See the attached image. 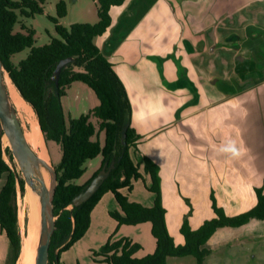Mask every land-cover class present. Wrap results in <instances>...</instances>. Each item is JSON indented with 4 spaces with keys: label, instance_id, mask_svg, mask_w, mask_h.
I'll return each mask as SVG.
<instances>
[{
    "label": "crops",
    "instance_id": "0c3cea01",
    "mask_svg": "<svg viewBox=\"0 0 264 264\" xmlns=\"http://www.w3.org/2000/svg\"><path fill=\"white\" fill-rule=\"evenodd\" d=\"M194 2L124 0L94 44L125 88L136 156L158 166L165 210L174 189L175 203L183 187L206 201L226 184L249 210L254 189L264 193V0ZM8 252L5 244L0 264Z\"/></svg>",
    "mask_w": 264,
    "mask_h": 264
},
{
    "label": "trees",
    "instance_id": "16d2710c",
    "mask_svg": "<svg viewBox=\"0 0 264 264\" xmlns=\"http://www.w3.org/2000/svg\"><path fill=\"white\" fill-rule=\"evenodd\" d=\"M42 1L0 0V60L20 97L33 110L45 145L52 141L61 150L60 163L55 167L57 183L52 200L55 220L47 264H59V255L84 236L90 213L105 193H111L117 203L118 213H110V216L119 226L150 223L155 250L151 255L136 258L139 245L127 238H109L97 251H91L93 264H167L168 258L187 256L193 257L195 264H203L209 255L206 244L218 230L239 228L251 219L264 220L261 188L254 189L256 204L234 216H226L221 208H216L211 195L214 216L195 229L184 219L179 229L183 243L175 244L165 228L159 168L147 157L136 156V142L140 137L131 128V105L127 93L110 62L94 44V39L110 26V8L120 6L124 0H96V23H73L69 28L55 24L57 37L42 47H34L33 31L20 25L21 31L14 32V27L20 17L32 18L42 13L39 5ZM56 13L58 17L65 15L62 1L56 6ZM25 49L29 50L26 58L14 65L11 57ZM69 57L73 60L62 69L56 87L51 81L53 70L60 60ZM72 67L80 71H74ZM73 82L87 85L98 105L77 118H66L60 98ZM91 119L97 122V128ZM124 126L126 132L122 144L120 136ZM97 130L104 134L102 145L97 140ZM1 136L0 129V175L6 174L0 190V231L9 241L5 264H16L21 249L16 195L17 189L21 196L25 189L21 175L3 158L5 155L14 166L11 152L7 146L3 147ZM97 156H101V167L114 161V168L90 199L75 207L73 197L96 174L84 186H78L74 181L83 173L85 162ZM140 167L149 177L151 185L148 190L155 195L151 207L129 202L127 195L120 193L122 189L129 193L132 183L142 179Z\"/></svg>",
    "mask_w": 264,
    "mask_h": 264
},
{
    "label": "rangeland",
    "instance_id": "374dc122",
    "mask_svg": "<svg viewBox=\"0 0 264 264\" xmlns=\"http://www.w3.org/2000/svg\"><path fill=\"white\" fill-rule=\"evenodd\" d=\"M60 1L65 4L66 9L63 17H58L56 13V6ZM253 2L254 0H196L194 3L219 7L235 3L243 7L244 5L254 4ZM39 5L42 7V13L34 15L32 18L20 17L14 27V32L21 31L20 25L30 28L34 34V47H42L48 44L51 38L57 37L54 29L55 24L69 28L73 23L94 24L97 22L96 0H43L42 4L39 3ZM28 52L29 50L25 49L13 55L11 62L16 65L19 61L26 58ZM72 69L74 71H80L76 67H72ZM60 105L66 118H77L96 107L98 100L87 85L80 82H73L66 88L64 96L60 98ZM91 122L97 128V122L94 119H91ZM96 134L97 140L102 145L104 141L103 132L97 130ZM93 139H96V136ZM2 144L3 147H6L7 142H2ZM45 149L48 155L46 160L53 167H56L61 159L59 145L48 141ZM130 153H132V150ZM3 158L11 169L20 174L15 162L13 166L5 155ZM101 162V156L85 162L83 165V173L74 183L78 186H84L100 170ZM222 165L228 164L225 162ZM224 167L228 169V166H221V168ZM139 172L142 179L132 184L128 201L144 207H151L155 195L148 190L151 185L148 179L149 177H145L146 175L141 167L139 168ZM5 181L6 174H1L0 190L4 186ZM231 183L233 184V181ZM226 185L219 188L218 198L215 197L214 189L210 188L206 201L202 196H199L197 190L195 192V187L191 189L183 187L180 191V196L181 193L184 192V194L177 203H175V196H172L176 194L175 189L174 192H170L167 195L166 200H168V203L166 206L169 208V211H166L165 207H163L165 210L164 221L167 233L173 241L174 239L177 240L180 236L179 229L184 219L187 220L190 227H195L214 216L211 195H213L215 200V207L221 208L226 216H234L232 214L240 210L242 212L247 211L245 209L247 208L246 205L238 201L243 199L240 197V199L236 198L237 200L233 198L236 194L234 193V188ZM25 191L26 189L21 196V193L17 189L16 195L17 209H19L17 219L21 244L24 236L27 235L29 214L28 205L24 200ZM188 191L190 194L195 193V196L191 197ZM100 200L90 213L89 226L84 236L59 255V264H93L90 258L91 251H97L109 238L112 240L127 238L139 245L140 249L135 254L136 258H142L154 252L155 240L150 232V223L146 222L135 226H119L110 216V213H118L117 205L112 196L109 193H105ZM162 206L164 205L162 204ZM5 244L9 248V241L1 233L0 251L3 247L5 250ZM206 246L209 250V255L205 258L203 264H264V220L251 219L239 228L220 229L208 240ZM17 262L18 259L16 264ZM167 264H195V260L190 256L168 258Z\"/></svg>",
    "mask_w": 264,
    "mask_h": 264
},
{
    "label": "water",
    "instance_id": "95a60500",
    "mask_svg": "<svg viewBox=\"0 0 264 264\" xmlns=\"http://www.w3.org/2000/svg\"><path fill=\"white\" fill-rule=\"evenodd\" d=\"M73 58H65L60 60L55 66L51 75V81L57 87L59 75ZM7 72L4 70L0 60V129L1 140L5 138L7 147L9 148L14 162L17 164L20 175L24 181V187L27 185L33 186L34 181L39 183L36 190L39 198V227L35 239V258L34 264L48 263V249L51 235L54 230V216L52 210V200L55 193L57 176L55 167L48 160L42 159L36 155L25 139L23 124L19 120L15 108L9 101L7 88L4 85ZM12 82V81H11ZM18 92V91H17ZM126 127L121 129V143H124ZM42 165L49 173V186H45L43 179L35 172L34 167ZM115 162L106 166L103 164L101 169L90 180V182L72 199L73 206H79L85 203L90 197L100 188L102 183L108 177L111 170L114 168Z\"/></svg>",
    "mask_w": 264,
    "mask_h": 264
},
{
    "label": "bare ground",
    "instance_id": "6f19581e",
    "mask_svg": "<svg viewBox=\"0 0 264 264\" xmlns=\"http://www.w3.org/2000/svg\"><path fill=\"white\" fill-rule=\"evenodd\" d=\"M4 85L7 88L9 101L15 108L19 120L23 124L25 132V139L31 149L42 159H47V151L45 149L44 141L38 126L37 119L33 113L31 107L20 97L16 88L12 82L8 79L7 75L5 78ZM2 142H7L5 138H2ZM8 145V144H7ZM6 145V146H7ZM35 172L43 179L45 186H49V173L42 166L37 165L34 167ZM37 186L39 183L34 181L33 186L27 185L25 187L24 200L28 205V221H27V235L24 236L20 249V256L17 264H34L35 258V239L36 233L39 227V198L37 193Z\"/></svg>",
    "mask_w": 264,
    "mask_h": 264
},
{
    "label": "built area",
    "instance_id": "2783aa9c",
    "mask_svg": "<svg viewBox=\"0 0 264 264\" xmlns=\"http://www.w3.org/2000/svg\"><path fill=\"white\" fill-rule=\"evenodd\" d=\"M18 211H19V209H17V215H18Z\"/></svg>",
    "mask_w": 264,
    "mask_h": 264
}]
</instances>
